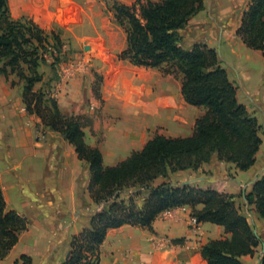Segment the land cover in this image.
Here are the masks:
<instances>
[{
    "label": "crops",
    "instance_id": "0c3cea01",
    "mask_svg": "<svg viewBox=\"0 0 264 264\" xmlns=\"http://www.w3.org/2000/svg\"><path fill=\"white\" fill-rule=\"evenodd\" d=\"M224 1L213 0L217 14L208 19L203 15L205 4L180 31L183 41L204 43L216 51L218 48L225 58L236 54L235 47H246L235 31L250 0H227L226 6ZM238 1L244 5L232 19ZM7 5L12 19L27 17L46 31L62 30L64 36L73 37L76 45L85 36L89 38V49L81 43L83 52L77 53L81 55L78 60L89 59V72L79 66L74 77L56 94V101L62 113L76 114L84 102L80 93L83 90L89 95V104L95 105L90 68L101 75L103 96L118 120L113 125H103L97 115L94 130L101 141L89 135L87 143L85 133L84 140L100 150L103 165L125 159L155 134L191 135L196 118L205 113V107L184 101L178 77L117 59L116 54L125 47V33L120 26H109L113 25V17L105 15L102 6L93 0H7ZM103 55L109 57L105 59ZM22 85L15 74L5 78L0 73V188L6 210H14L29 220L28 228L19 233L0 264H14L16 260L20 264L21 255L29 256L30 264H61L68 256L71 235L84 227L93 211L81 206L92 202L86 190L87 165L77 157L73 145L57 132L44 130L40 139L35 138L39 118L25 111ZM236 96L238 99V88ZM240 103L249 111L247 104ZM99 113L104 115L105 111ZM89 114L97 112L90 110ZM257 159L258 170L253 172ZM240 171L213 153L197 170L176 171L172 177L180 178V184L196 183L221 192L242 193L244 199L253 182L264 173L260 147L254 164L244 170L251 171L248 182L235 179ZM81 176L87 180L81 183ZM249 209L253 219L264 223L253 205ZM190 213L189 206L165 210L153 220L152 230L128 224L108 229L100 245L98 264H207L201 256V246L227 234L220 225L196 222ZM241 260L250 264L252 256L244 255Z\"/></svg>",
    "mask_w": 264,
    "mask_h": 264
},
{
    "label": "trees",
    "instance_id": "16d2710c",
    "mask_svg": "<svg viewBox=\"0 0 264 264\" xmlns=\"http://www.w3.org/2000/svg\"><path fill=\"white\" fill-rule=\"evenodd\" d=\"M204 7V0H134L129 5L114 1L110 6L114 22L125 33V47L116 54L117 59L178 77L184 101L206 111L196 118L191 135L155 134L125 159L103 165L100 150L85 142L79 118L63 114L55 99L34 89L42 79L37 69L45 61L46 48L55 43L60 51L57 33L42 29L27 17L12 19L7 0H0V73L5 78L15 74L22 81L25 111L61 134L86 162L87 192L92 202L101 206L71 235L68 256L61 264H98L108 229L128 224L152 230L159 213L181 206L191 208L196 222L220 225L227 234L201 246L207 264H244L241 257L253 256L261 244L248 217L235 203L236 194L170 179L176 171L197 170L213 153L219 160L247 170L262 142L258 120L238 101L236 86L221 66L216 49L183 41L180 31ZM235 35L247 48L264 56V0L248 2ZM157 178L164 180L154 185ZM244 199L264 219V173ZM28 225L26 216L6 210L0 188V259ZM19 260L20 264L31 263L26 255ZM259 264H264V253Z\"/></svg>",
    "mask_w": 264,
    "mask_h": 264
},
{
    "label": "rangeland",
    "instance_id": "374dc122",
    "mask_svg": "<svg viewBox=\"0 0 264 264\" xmlns=\"http://www.w3.org/2000/svg\"><path fill=\"white\" fill-rule=\"evenodd\" d=\"M114 1L129 5L134 0H93L95 4L101 5L105 15H109L110 17H113V13L110 9V6ZM227 2H228L227 0L224 1L223 5L226 6ZM204 3L206 4V10L203 13L204 19H208L209 17L215 16L217 14V8L216 6H214L213 0H205ZM243 5L241 4L240 1H238L235 11L232 12V19L234 18V15L237 12H239V10L242 8ZM112 23L113 25H109L110 27L118 26L114 24L115 23L114 21H112ZM120 29L123 30L121 27ZM54 31L57 33L58 37L61 40L60 51H57V47L55 43H51L50 47L48 46V48H46L44 55L45 61L41 62L37 69L38 72L41 74L42 79L34 85V89L43 90L47 94V96L56 100V94L60 92L63 86H65L62 85L61 82H59L58 80V71L62 67H66L67 65L77 62L74 63L72 67L73 74L74 72L78 71L76 69L80 67L81 69L87 70V72H89V59L87 60L86 58L84 60H80V59L78 60V58H81V55L79 56V54H77L83 52V48L80 45L81 43L86 44L84 47L86 50L89 49V44H88L89 38L85 36V38L80 42V44L76 45L75 40L73 39L72 36H64L62 30L59 29H55ZM235 49H236V54L235 55L228 54L226 58L221 56L218 48H217V53L219 54L218 56L220 58L221 66L228 70L229 77L234 82L236 88H238V100L240 102L247 104L249 112L252 113L253 115L255 114V117L258 120L260 126L259 136L262 139L260 150H261V156L264 157V56L260 51L246 47H242V48L235 47ZM103 56L105 59H107L106 57H109L108 55H103ZM155 69H157L163 75H167L164 74L161 69L158 68ZM90 70L94 76V80L91 86V91L94 99L96 100V103L95 105L91 106L89 104V95L86 96L83 90H81L80 93H82L84 102L80 107V109H78V112L76 114H71L77 116L80 122L82 123L83 131L86 135L87 143H89V135L94 136V138L97 141H101V137L97 136V133L94 130L95 120H96L95 117L97 115L98 117H100V122L104 121L103 122L104 124L102 123L103 125H110V124L113 125L117 123L118 120V116L114 112H112V107L108 105L107 100H105L103 96L101 90V83H102L101 75L94 68H90ZM58 88L59 91H57ZM256 99H258V102H255ZM90 106L93 108L91 109ZM103 108H105V110ZM90 110L91 111L94 110L95 112H97V114L90 115L89 114ZM103 111H105V114L101 115L99 112H103ZM44 130L50 131L51 129L42 125L39 119V123L35 129V138L40 139L39 137H42L45 134ZM259 163H260L259 159H257V163L251 169V171L253 172L257 171ZM251 171H240L235 179L242 181V183L244 184L249 181V175ZM229 175H231V173H229ZM80 179H81V183L84 182V180L85 181L87 180V178H85L84 176L83 177L81 176ZM170 179L176 183L180 182L179 181L180 178L171 177ZM163 180H164L163 178H159L155 180L154 185L160 183ZM191 185L199 187L198 185H196V183H191ZM205 188H211V187H205ZM235 194H236L235 203L237 204L241 212H243L248 217V220L253 225V228L257 231V234L260 236V239L263 240L264 232H262V230L264 228L263 226L264 223L261 224V222L259 223L255 219H253L250 213L249 204L242 198V193L241 194L235 193ZM81 206L83 208L86 207L89 208V210H93L91 212H94L101 208L100 205H97L91 202L90 200L88 204L83 202ZM260 252H261V244L258 246L256 252L252 256V260L250 264L252 263L256 264V261L260 260L259 258Z\"/></svg>",
    "mask_w": 264,
    "mask_h": 264
},
{
    "label": "built area",
    "instance_id": "2783aa9c",
    "mask_svg": "<svg viewBox=\"0 0 264 264\" xmlns=\"http://www.w3.org/2000/svg\"><path fill=\"white\" fill-rule=\"evenodd\" d=\"M74 63H77V62H74ZM74 63L67 65L66 67H62L58 71V80L59 82H61L62 85H66L74 77V74L72 72L73 70L72 67Z\"/></svg>",
    "mask_w": 264,
    "mask_h": 264
},
{
    "label": "water",
    "instance_id": "95a60500",
    "mask_svg": "<svg viewBox=\"0 0 264 264\" xmlns=\"http://www.w3.org/2000/svg\"><path fill=\"white\" fill-rule=\"evenodd\" d=\"M253 233H254V235H255L256 237L259 238V236H258V234H257V231H256L255 229L253 230ZM263 253H264V241L261 240V252H260V257L263 255Z\"/></svg>",
    "mask_w": 264,
    "mask_h": 264
}]
</instances>
